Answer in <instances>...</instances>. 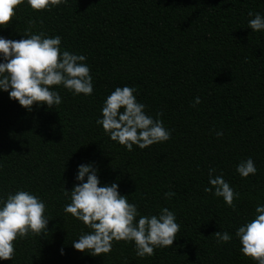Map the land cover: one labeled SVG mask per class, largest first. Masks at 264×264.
I'll return each instance as SVG.
<instances>
[{"label":"trees","instance_id":"obj_1","mask_svg":"<svg viewBox=\"0 0 264 264\" xmlns=\"http://www.w3.org/2000/svg\"><path fill=\"white\" fill-rule=\"evenodd\" d=\"M250 11L264 16V0H65L50 10L14 9L0 36H60L61 50L86 56L93 91L74 96L53 86L60 105L34 103L31 111L0 92V197L28 191L49 219L46 232L14 240L12 259L0 264H255L235 237L264 204V31L248 28ZM124 86L136 89L147 115L159 113L167 141L127 151L96 124L106 97ZM249 157L257 171L241 178L236 165ZM88 163L140 215L173 211V244L144 258L124 241L95 257L74 250L90 230L63 211L71 202L64 190ZM210 168L239 193L234 208L205 191ZM167 191L175 195L165 198ZM217 231L232 239L217 244Z\"/></svg>","mask_w":264,"mask_h":264},{"label":"clouds","instance_id":"obj_2","mask_svg":"<svg viewBox=\"0 0 264 264\" xmlns=\"http://www.w3.org/2000/svg\"><path fill=\"white\" fill-rule=\"evenodd\" d=\"M65 0H0V29L7 25L18 5L26 4L34 11L50 10ZM253 17L248 21L252 32L264 31V16L249 12ZM61 37H48L44 33L27 35L20 40L5 39L0 36V92H7L9 99L31 111L35 103L47 108L58 106L61 96L53 86H63L72 95L90 96L93 91L89 66L84 63L86 56L61 50ZM135 88L116 87L108 95L101 108V116L96 124L111 141L117 142L125 150L132 151L133 145L144 149L150 145L165 142L170 131L162 121L147 115L145 105L138 102ZM193 99V106L200 103ZM217 137L222 132L215 133ZM235 171L241 178L255 175L257 169L249 157L240 161ZM215 169L208 170L205 188L215 197L222 198L228 207L234 208L233 200L239 196L222 175H213ZM75 184L70 192V203L63 211L71 214L90 231L82 233L71 243L74 250L91 256L107 254L113 241L132 242L135 255L140 258L151 256L154 248L170 247L176 239L179 224L175 213L167 208L160 209L158 215H140L135 204L119 194L118 184L100 185L98 170L92 163L77 166ZM100 185V186H98ZM175 193L167 191L165 198ZM45 203L28 191L17 190L6 198L0 197V261L11 260L14 254L13 241L26 235L46 232L49 219L44 215ZM253 219L246 221L235 231L240 244V253L251 258L255 264H264V204H258ZM217 244L232 239L225 231L213 234ZM63 255V248L60 250Z\"/></svg>","mask_w":264,"mask_h":264}]
</instances>
